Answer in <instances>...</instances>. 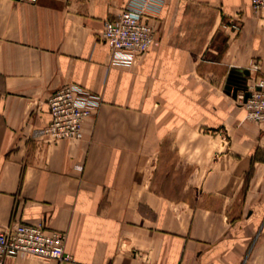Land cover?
Here are the masks:
<instances>
[{
	"label": "crops",
	"instance_id": "0c3cea01",
	"mask_svg": "<svg viewBox=\"0 0 264 264\" xmlns=\"http://www.w3.org/2000/svg\"><path fill=\"white\" fill-rule=\"evenodd\" d=\"M127 6L154 41L121 64L99 36ZM233 69L264 77L251 0H0V229L42 221L72 255L15 263L264 264V123L225 89ZM69 83L100 103L49 142Z\"/></svg>",
	"mask_w": 264,
	"mask_h": 264
},
{
	"label": "built area",
	"instance_id": "2783aa9c",
	"mask_svg": "<svg viewBox=\"0 0 264 264\" xmlns=\"http://www.w3.org/2000/svg\"><path fill=\"white\" fill-rule=\"evenodd\" d=\"M251 5L264 11V0H251ZM152 15L146 6H127L116 18L104 21L99 39L109 44L117 63L129 64L150 49L154 41ZM231 26L239 30L241 24L234 22ZM246 86L247 89L239 91L236 97L249 119L264 123V77L254 83L246 82ZM47 103L51 120L42 135L47 141L58 143L82 137L83 120L95 112L100 97L83 85L69 83L57 89ZM65 238L64 231L50 228L42 221L14 220L0 229V264H16L15 258L21 252L45 259L71 260V253L65 249Z\"/></svg>",
	"mask_w": 264,
	"mask_h": 264
},
{
	"label": "water",
	"instance_id": "95a60500",
	"mask_svg": "<svg viewBox=\"0 0 264 264\" xmlns=\"http://www.w3.org/2000/svg\"><path fill=\"white\" fill-rule=\"evenodd\" d=\"M250 71L233 69L226 81L225 89L228 93L232 94L234 97L237 96V93L241 90H246V78L249 75ZM248 96V92H245V98Z\"/></svg>",
	"mask_w": 264,
	"mask_h": 264
}]
</instances>
